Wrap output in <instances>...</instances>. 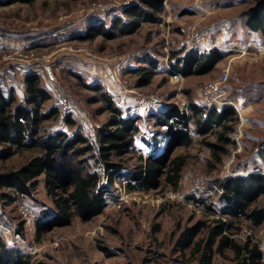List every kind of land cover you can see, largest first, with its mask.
<instances>
[{"label":"rangeland","instance_id":"374dc122","mask_svg":"<svg viewBox=\"0 0 264 264\" xmlns=\"http://www.w3.org/2000/svg\"><path fill=\"white\" fill-rule=\"evenodd\" d=\"M11 1L0 0V86L10 87L1 84L9 75L23 78L38 72L52 95L44 110L58 106L60 111L43 128L72 132L74 128L64 122L70 113L94 143L97 127L109 114L94 89L101 85L123 114L139 118L134 151L128 156L131 165L138 155L153 150V137L160 141L157 151L164 147L165 127L156 126L152 115L173 104L184 108L190 99L203 103V88L224 71L227 99L235 102L240 120L232 134L235 144L219 163L199 143V136L190 146L175 148L173 155L186 157L177 190L162 184L156 190L128 191L116 178L105 193L108 205L102 214L88 221L73 217L70 225L38 236L36 220L49 218L54 210L40 176L32 196L13 202L0 199V234L5 243L31 255L34 263L195 264L175 246L178 226L203 214L187 197L210 196L208 201L219 208L212 187L216 179L264 173V34L252 32L245 23L246 11L258 0H165L159 23L144 24L128 36L92 40L78 36L92 24L109 26L113 18L122 16L126 4L137 0ZM192 25H197L194 33ZM192 37L199 42L191 45ZM187 46L218 48L224 57L207 74L174 79L167 73L171 52ZM150 58L158 61L157 72L149 84L138 87L133 69ZM17 93L22 99L23 92ZM32 154L23 150L0 161V172L19 167ZM89 163L92 169L99 168L94 160ZM100 175L104 184L101 171ZM196 177L202 178L201 183ZM258 204L264 205V195ZM242 231L264 248V224L243 225ZM227 263L219 255L214 257V264Z\"/></svg>","mask_w":264,"mask_h":264},{"label":"trees","instance_id":"16d2710c","mask_svg":"<svg viewBox=\"0 0 264 264\" xmlns=\"http://www.w3.org/2000/svg\"><path fill=\"white\" fill-rule=\"evenodd\" d=\"M32 3L35 0H12ZM165 9V0H137L126 4L122 16L112 19L109 26L92 24L79 35L82 40L97 36L112 39L137 32L144 24L160 22ZM245 23L252 32L264 34V0H258L246 13ZM218 48H181L172 51L167 73L170 76L189 77L204 75L212 71L223 59ZM158 61L146 60V65L134 68L136 86L149 84L157 72ZM100 92L109 112L106 120L96 129L95 142L89 141L78 121L68 113L64 122L72 132L47 130L43 123L57 118L58 106L44 110L45 102L52 97L42 83L38 72L26 73L22 99L13 87L0 86V161L23 151H32V156L15 169L0 172V199L13 202L19 197L33 195L38 178L43 175L44 187L53 198L51 216L36 220L35 233L41 235L55 227L72 223L73 217L88 221L102 214L108 205L105 193L116 181L128 191L159 189L162 184L177 190L181 172L186 163L185 155H173L175 148L187 147L194 142L210 151L216 163L235 144L232 134L240 120L233 105L222 108L202 104L193 99L186 107L177 104L166 107L161 114L152 115L155 124L165 127L164 147L157 151L158 138L153 137V150L140 154L131 165L129 155L134 151L139 118L125 115L115 105L108 91L101 85L94 88ZM160 134V133H158ZM156 150V151H154ZM90 160L99 168L92 169ZM127 168V171H123ZM100 171L105 183H101ZM219 192L217 208L207 197L189 195L188 202L199 207L202 217L178 226L175 246L195 264H214V257L221 256L227 264H264V248L251 235L243 233V225L249 228L264 224V205L258 200L264 195V173L251 171L229 175L214 181ZM21 232V228H19ZM227 251L232 254L228 255ZM0 264H51L33 262L31 255L18 248L8 246L0 234Z\"/></svg>","mask_w":264,"mask_h":264},{"label":"built area","instance_id":"2783aa9c","mask_svg":"<svg viewBox=\"0 0 264 264\" xmlns=\"http://www.w3.org/2000/svg\"><path fill=\"white\" fill-rule=\"evenodd\" d=\"M197 30V25H192L190 26V31L194 33ZM193 38V37H192ZM198 38L194 37L192 39V42L190 44L192 45L193 43H197ZM194 46H187V48L184 49L185 51H188L190 48H193ZM183 78V76L177 74L174 75V79H179ZM228 79V73L224 71L218 79H215L214 81H211L205 85V87L202 90V101L204 104L215 106L217 108H222L223 106L226 105H233V101L231 99H227V89H226V83ZM3 85H10L11 87L15 88L17 91L23 92L24 91V77L23 78H18L12 75H9L7 79L2 81ZM187 106V105H186ZM185 106V107H186ZM235 107V106H234ZM202 178L196 177V182L201 183ZM214 188L213 190L216 192H219L217 186L214 184L212 185ZM208 193V190L206 192ZM261 248H263L262 245H260Z\"/></svg>","mask_w":264,"mask_h":264},{"label":"crops","instance_id":"0c3cea01","mask_svg":"<svg viewBox=\"0 0 264 264\" xmlns=\"http://www.w3.org/2000/svg\"><path fill=\"white\" fill-rule=\"evenodd\" d=\"M164 12H165V10H164ZM202 104H204V103H202ZM233 104H234V106H235V102H233Z\"/></svg>","mask_w":264,"mask_h":264}]
</instances>
